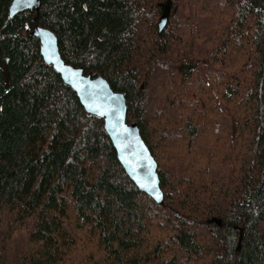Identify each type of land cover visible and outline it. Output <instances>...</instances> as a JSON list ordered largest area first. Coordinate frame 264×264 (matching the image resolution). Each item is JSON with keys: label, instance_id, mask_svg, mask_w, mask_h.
Instances as JSON below:
<instances>
[{"label": "trees", "instance_id": "obj_1", "mask_svg": "<svg viewBox=\"0 0 264 264\" xmlns=\"http://www.w3.org/2000/svg\"><path fill=\"white\" fill-rule=\"evenodd\" d=\"M0 0V264H264V0ZM122 92L163 204L43 62ZM242 232L240 246L238 239Z\"/></svg>", "mask_w": 264, "mask_h": 264}, {"label": "water", "instance_id": "obj_2", "mask_svg": "<svg viewBox=\"0 0 264 264\" xmlns=\"http://www.w3.org/2000/svg\"><path fill=\"white\" fill-rule=\"evenodd\" d=\"M39 7L40 0H11L8 14L12 17L26 9H33L37 14ZM160 7L158 33L167 23L170 0ZM31 34L39 41L43 62L50 65L62 81L74 91L87 114L102 120V128L110 138L116 157L134 185L150 196L155 203L163 204L157 163L142 139L137 124L126 120L127 104L124 94L113 90L102 75L85 74L81 67L65 62L59 53L54 32L38 25L36 17ZM241 237L242 232L238 239V247Z\"/></svg>", "mask_w": 264, "mask_h": 264}, {"label": "bare ground", "instance_id": "obj_3", "mask_svg": "<svg viewBox=\"0 0 264 264\" xmlns=\"http://www.w3.org/2000/svg\"><path fill=\"white\" fill-rule=\"evenodd\" d=\"M126 100V99H125Z\"/></svg>", "mask_w": 264, "mask_h": 264}]
</instances>
